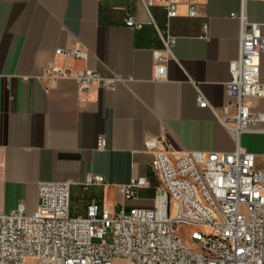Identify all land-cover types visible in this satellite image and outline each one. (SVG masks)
<instances>
[{
	"label": "crops",
	"instance_id": "obj_1",
	"mask_svg": "<svg viewBox=\"0 0 264 264\" xmlns=\"http://www.w3.org/2000/svg\"><path fill=\"white\" fill-rule=\"evenodd\" d=\"M187 1L168 20L163 5L146 9L141 0H0V213L19 204L32 213L38 184L65 180L73 182L72 216L85 215L92 201L115 213L150 208L158 180L147 139L164 135L176 153L235 150L220 119L226 108L234 112L226 84L239 57L241 24L231 14L240 0H195L194 18ZM127 13L143 27L128 28ZM246 13L264 23V2L247 1ZM151 20L176 40L166 79L154 78L153 51L164 44ZM58 48L85 51L86 62L72 63L117 78L115 89L82 93L75 81L60 80L46 92L39 76ZM260 70L264 79V53ZM199 94L207 107H199ZM251 108L264 112V99H252ZM239 142L262 167L264 132L243 133ZM89 174L103 176L104 185L83 189ZM133 177L149 186L125 200L120 187Z\"/></svg>",
	"mask_w": 264,
	"mask_h": 264
},
{
	"label": "built area",
	"instance_id": "obj_2",
	"mask_svg": "<svg viewBox=\"0 0 264 264\" xmlns=\"http://www.w3.org/2000/svg\"><path fill=\"white\" fill-rule=\"evenodd\" d=\"M146 9L163 5L168 20L177 17L179 0H141ZM232 13L241 24L240 51L230 64L226 84L234 112L220 119L232 132V152L176 153L164 135L147 139L151 168L158 180L150 208L117 213L92 201L83 216H72V181H42L32 213L24 204L0 213V264H264V159L256 166L253 154L240 145L243 133L264 132V112H253L252 99H264L260 60L264 53V23L250 22L246 3ZM264 2V0H250ZM187 15L198 16V4L188 0ZM164 47L153 51L154 78L166 79V64L175 37L163 35ZM125 25L141 29L143 23L127 13ZM207 24L203 25L206 32ZM88 55L79 48H58L42 68L39 79L48 92L60 80L75 81L82 93L93 86L114 90L117 78L102 77L88 67ZM199 107H207L197 96ZM105 140L99 137L97 148ZM100 175H87L83 189L104 185ZM149 186L146 177H133L120 187L125 200ZM106 238H109L107 241Z\"/></svg>",
	"mask_w": 264,
	"mask_h": 264
},
{
	"label": "rangeland",
	"instance_id": "obj_3",
	"mask_svg": "<svg viewBox=\"0 0 264 264\" xmlns=\"http://www.w3.org/2000/svg\"><path fill=\"white\" fill-rule=\"evenodd\" d=\"M107 239V241L109 240V238H106Z\"/></svg>",
	"mask_w": 264,
	"mask_h": 264
}]
</instances>
